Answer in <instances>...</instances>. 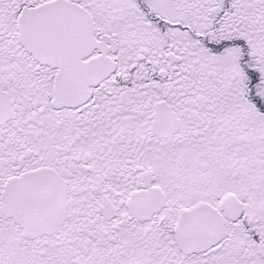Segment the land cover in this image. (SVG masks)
I'll return each instance as SVG.
<instances>
[{
	"label": "snow or ice",
	"instance_id": "snow-or-ice-1",
	"mask_svg": "<svg viewBox=\"0 0 264 264\" xmlns=\"http://www.w3.org/2000/svg\"><path fill=\"white\" fill-rule=\"evenodd\" d=\"M0 264H264V0H0Z\"/></svg>",
	"mask_w": 264,
	"mask_h": 264
}]
</instances>
